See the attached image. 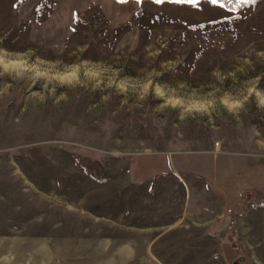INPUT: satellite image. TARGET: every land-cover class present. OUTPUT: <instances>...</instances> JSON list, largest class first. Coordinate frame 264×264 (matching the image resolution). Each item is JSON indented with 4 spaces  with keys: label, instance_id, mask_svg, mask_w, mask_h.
Listing matches in <instances>:
<instances>
[{
    "label": "rangeland",
    "instance_id": "374dc122",
    "mask_svg": "<svg viewBox=\"0 0 264 264\" xmlns=\"http://www.w3.org/2000/svg\"><path fill=\"white\" fill-rule=\"evenodd\" d=\"M233 261L264 264V0H0V264Z\"/></svg>",
    "mask_w": 264,
    "mask_h": 264
},
{
    "label": "snow or ice",
    "instance_id": "6c2138e0",
    "mask_svg": "<svg viewBox=\"0 0 264 264\" xmlns=\"http://www.w3.org/2000/svg\"><path fill=\"white\" fill-rule=\"evenodd\" d=\"M122 2H123V0H122ZM137 2H140V0H137ZM155 2H157V3H161V2H163V0H155ZM176 2H179V3H191V4H194V3H199L200 2V0H176ZM207 2L208 3H210L211 5H218V3H219V0H207ZM219 7H223V5L222 4H220L219 5Z\"/></svg>",
    "mask_w": 264,
    "mask_h": 264
},
{
    "label": "built area",
    "instance_id": "2783aa9c",
    "mask_svg": "<svg viewBox=\"0 0 264 264\" xmlns=\"http://www.w3.org/2000/svg\"><path fill=\"white\" fill-rule=\"evenodd\" d=\"M226 214L228 215V219H227V222H226V224H227V227L228 228H231L232 227V225H233V219L229 216V214H230V209H227L226 210Z\"/></svg>",
    "mask_w": 264,
    "mask_h": 264
},
{
    "label": "trees",
    "instance_id": "16d2710c",
    "mask_svg": "<svg viewBox=\"0 0 264 264\" xmlns=\"http://www.w3.org/2000/svg\"><path fill=\"white\" fill-rule=\"evenodd\" d=\"M226 4H227V2H226ZM236 245V244H235ZM234 247H236V246H234ZM233 264H239L237 261H233ZM241 264V263H240ZM242 264H250V263H248V262H245V263H242Z\"/></svg>",
    "mask_w": 264,
    "mask_h": 264
}]
</instances>
